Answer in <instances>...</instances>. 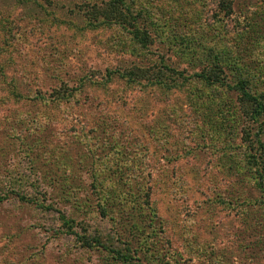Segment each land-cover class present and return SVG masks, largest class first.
Listing matches in <instances>:
<instances>
[{
	"label": "rangeland",
	"instance_id": "rangeland-1",
	"mask_svg": "<svg viewBox=\"0 0 264 264\" xmlns=\"http://www.w3.org/2000/svg\"><path fill=\"white\" fill-rule=\"evenodd\" d=\"M81 1L0 0V29L1 25L8 28L12 39L6 46L0 37V264H104L107 256L98 247L87 253L77 244L73 247V240L55 237L53 228L59 223L55 213L19 202L12 193H38L36 181L51 167L56 172L49 183L60 180L57 171L64 167L71 177L89 183L90 168L109 165L115 151L130 149L137 140L147 143L152 153L146 156L148 163L162 160L160 164L169 168L170 177L157 182L149 196L158 218L152 224L156 226L153 240L165 264H177L175 260L179 264H264V209L263 204L251 205L257 194L248 182L223 168L213 150L194 149L189 156L164 160L165 148L150 142L152 132L146 126L156 128V121L163 119L173 141L189 135L185 143L194 145L192 130L204 126L201 103L188 109L181 91L164 95L119 79L98 88L86 84L51 106L35 95L75 83L74 76L89 71L96 80L100 75L95 71L147 69L150 63L191 72L198 63L183 52L213 44L235 49L231 39L238 27L235 19L242 21L253 6L258 7L260 11L245 16V21L253 16L264 30V4L232 0L233 15L224 18L215 0H133L136 9L152 17L150 39L142 48L117 27L81 34L66 28L62 22L72 19L68 10L76 11ZM244 54L263 63L264 40L251 54ZM172 104L181 108L176 113H186L182 120L174 115L164 120ZM113 139L115 149L109 148ZM91 150L98 154L94 163L86 155ZM86 216L88 233L106 232L108 224H94L96 218Z\"/></svg>",
	"mask_w": 264,
	"mask_h": 264
},
{
	"label": "trees",
	"instance_id": "trees-1",
	"mask_svg": "<svg viewBox=\"0 0 264 264\" xmlns=\"http://www.w3.org/2000/svg\"><path fill=\"white\" fill-rule=\"evenodd\" d=\"M258 1L264 4V0ZM215 2L222 17L233 15L232 0ZM68 11L72 19L62 24L76 34L88 29L117 27L139 47L144 48L150 39L148 30L152 17L148 11L145 17L144 9H136L133 0H82L77 4L76 11ZM257 11H260L259 8L253 6L248 15ZM245 16L242 21L235 19L238 27H234L231 35L235 49L231 46L216 48L213 44L189 53L183 52L198 63L191 72L185 73V69H177L169 64L161 63L154 67L150 63L147 69L144 66H133L119 71H95L100 75L96 80L94 72L89 71L88 75L74 76L72 80L75 83L63 84L46 94L37 92L36 98L51 106L66 101L75 91L83 90L86 84L104 87L105 82L113 79L135 83L139 88L159 91L164 95L181 91L182 103L185 102L188 109L201 103L204 126L197 132L192 130L191 135H195L196 143L192 146L185 143L189 135L173 141L171 131L161 123L163 119L156 121V128L154 125L146 126L152 132L150 142L165 148L164 160L189 156L194 149L217 152L221 166L233 171L237 178L241 177V182H248L257 194L255 203L251 205L263 204L264 209V62L259 63L251 55L244 54L246 51L251 54L256 44L264 40V30L259 21L253 22V16L246 21ZM8 34V28L1 25V42L6 46L12 44ZM14 94L20 96L18 92ZM177 109L181 108L169 105L163 115L166 117L164 120H172V115L182 120L181 116H186V113H176ZM176 123L179 124V120ZM115 141L113 139L109 142V148H116L113 144ZM133 145L130 149L124 146L115 151V158L109 165L100 169L90 168L92 179L89 183L71 177L70 169L66 167L57 171L60 180L53 179L49 183L47 180L56 172L51 167L48 173L39 175L36 181L40 190L38 193L15 191L12 197H16L19 202H31L45 212L55 213L54 219L59 220L53 228L55 237L69 238L74 241L73 247L77 248V244L87 253L95 249L93 247H98L96 250L102 251L104 258L107 256L108 260L104 264H165L164 257L156 247L157 241L153 240L156 226L152 224L158 218L153 212L149 196L157 182H164V179L170 177L167 172L169 168L163 165L162 160L163 164L148 163L146 156H152V153L148 151L147 143L142 144L137 140ZM179 150L183 153L178 154ZM86 155L93 163L98 157L92 150L87 151ZM221 199L226 202V198ZM86 213L96 218L94 224L97 221L108 224L103 235L96 233L95 229L91 231L93 235L87 232L89 226ZM175 262L179 264L177 260Z\"/></svg>",
	"mask_w": 264,
	"mask_h": 264
}]
</instances>
